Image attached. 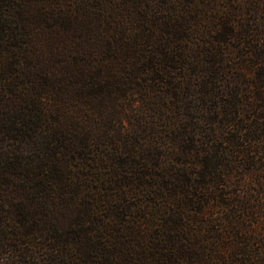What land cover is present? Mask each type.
I'll return each instance as SVG.
<instances>
[{
  "label": "trees",
  "instance_id": "1",
  "mask_svg": "<svg viewBox=\"0 0 264 264\" xmlns=\"http://www.w3.org/2000/svg\"><path fill=\"white\" fill-rule=\"evenodd\" d=\"M134 252L264 264V0H0V264Z\"/></svg>",
  "mask_w": 264,
  "mask_h": 264
},
{
  "label": "rangeland",
  "instance_id": "2",
  "mask_svg": "<svg viewBox=\"0 0 264 264\" xmlns=\"http://www.w3.org/2000/svg\"><path fill=\"white\" fill-rule=\"evenodd\" d=\"M241 46V45H240ZM246 46H248V45H246ZM242 47L244 50H247L248 48L247 47ZM238 47V46H237ZM247 54V53H246ZM245 58H246V56H243V55H241V52H239L238 50H237V48H235V52H234V54H233V58H231V60H232V64H234V65H236V63H238V62H243L244 60H245ZM243 63H246V61H244ZM36 233L38 234L37 236L42 240V238L45 236V232H42V230H38V231H36ZM39 239V240H40ZM138 255V253H135L134 252V256L133 257H136ZM137 258H138V262H139V264H143L145 261H143V258H140V257H138L137 256ZM136 258V259H137ZM127 262H129V261H127ZM126 262V263H127ZM144 264H146V263H144Z\"/></svg>",
  "mask_w": 264,
  "mask_h": 264
}]
</instances>
